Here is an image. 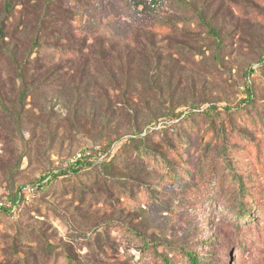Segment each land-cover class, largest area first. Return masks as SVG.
Masks as SVG:
<instances>
[{
  "label": "rangeland",
  "instance_id": "obj_1",
  "mask_svg": "<svg viewBox=\"0 0 264 264\" xmlns=\"http://www.w3.org/2000/svg\"><path fill=\"white\" fill-rule=\"evenodd\" d=\"M62 1L88 49H40L53 84L14 121L0 103V205L77 152L118 154L0 212V264H264V0ZM13 75L0 60L8 99Z\"/></svg>",
  "mask_w": 264,
  "mask_h": 264
},
{
  "label": "trees",
  "instance_id": "obj_2",
  "mask_svg": "<svg viewBox=\"0 0 264 264\" xmlns=\"http://www.w3.org/2000/svg\"><path fill=\"white\" fill-rule=\"evenodd\" d=\"M42 1L44 8H39L37 5L31 4L30 0H23V13L19 18L17 27H13V32L10 37H7L4 32L7 27L8 19L10 18V1L5 2L3 9L4 21L0 28V60L5 62L13 71V76L9 79V84L14 87L13 97L8 99L9 93L5 90L7 84L6 80L0 79V103L3 105L5 114L13 119V121L22 113L25 108V99L28 96L34 95L40 90H44L53 84L55 80H48L47 78L39 79L32 74L39 69L44 68L46 65L42 63L39 56V50L43 48H50L57 52L61 56L72 57L80 55L84 49H88L87 41L88 37L85 35H76L74 28H72V22L76 16L72 11L71 6H65L62 0H38ZM76 2V3H74ZM71 5H77V0H70ZM142 3H138L140 5ZM33 6V7H32ZM51 7L54 10H51ZM203 19V18H202ZM28 32V38L26 43L21 44L22 51H19V46L12 42V36L16 33ZM7 38V41H5ZM9 40V41H8ZM60 66L57 69L60 70ZM8 75V73H6ZM14 79V81H13ZM247 96H250V90L246 88ZM8 105H11L8 106ZM216 107V106H213ZM224 109L230 110L228 106H224ZM206 111V110H204ZM5 115V116H6ZM135 138V137H131ZM119 148V147H118ZM133 152L139 154L141 150L139 148H133ZM97 154L89 153L77 158L75 161L70 162L66 167L59 168L58 170H49L44 173L39 179L31 183L33 188L32 193L30 191H22V187L19 188V192L10 200V205H0V212L13 213L20 207L28 205L34 199V192H40L57 178L77 173L82 170H88L93 167L94 164L102 163L107 164L116 158L117 151L114 152L113 146L97 145ZM20 155L18 157V160ZM22 194V195H21ZM26 198H28L26 200ZM191 264H196V259L193 256H189Z\"/></svg>",
  "mask_w": 264,
  "mask_h": 264
},
{
  "label": "built area",
  "instance_id": "obj_3",
  "mask_svg": "<svg viewBox=\"0 0 264 264\" xmlns=\"http://www.w3.org/2000/svg\"><path fill=\"white\" fill-rule=\"evenodd\" d=\"M87 154H89L88 152H77L74 156H73V158L70 160V162H73V161H75L77 158H80L81 156H83V155H87ZM22 190H24V191H30V192H32L33 191V188L30 186V187H22Z\"/></svg>",
  "mask_w": 264,
  "mask_h": 264
}]
</instances>
